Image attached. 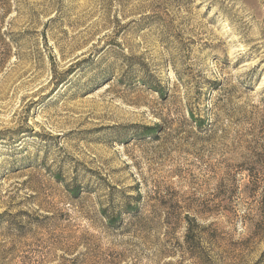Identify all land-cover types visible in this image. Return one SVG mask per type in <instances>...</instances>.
<instances>
[{
	"label": "rangeland",
	"instance_id": "374dc122",
	"mask_svg": "<svg viewBox=\"0 0 264 264\" xmlns=\"http://www.w3.org/2000/svg\"><path fill=\"white\" fill-rule=\"evenodd\" d=\"M263 199L264 0H0V264H264Z\"/></svg>",
	"mask_w": 264,
	"mask_h": 264
},
{
	"label": "trees",
	"instance_id": "16d2710c",
	"mask_svg": "<svg viewBox=\"0 0 264 264\" xmlns=\"http://www.w3.org/2000/svg\"><path fill=\"white\" fill-rule=\"evenodd\" d=\"M63 82V81H62ZM145 84H148L151 88H153L155 91H157L158 93H162L161 96L163 98H165L166 96V92H167V88L161 84H154V83H150V82H145ZM167 97V96H166ZM189 117L191 122H195L197 125V128L199 129L200 132H204L206 134H211L213 132V125H208V123H206L205 120L202 119V117L196 115V113L193 111L192 108L189 107ZM191 125V124H190ZM159 129H162V126L159 124L157 127H143V129L140 131V134L142 136H148V134H151V136H154L156 138H158L159 134ZM80 189L77 188H72L71 193L73 195H77L79 194ZM141 198V193H138V197L136 199V203L134 205H137V202H139V199ZM126 207L127 210L130 212L132 210L137 209L138 207L133 206L132 203H126ZM120 216V213H118L117 215H115V213H105V218L107 219L108 225H116L118 223V217ZM262 221L264 222V199H263V204H262ZM194 221V220H192ZM194 232V230L192 229V227H188L187 229V233H186V240L187 242H192V240H194L193 238H190V236L192 235V233ZM191 239V241H190ZM261 261L264 262V252L261 255Z\"/></svg>",
	"mask_w": 264,
	"mask_h": 264
}]
</instances>
